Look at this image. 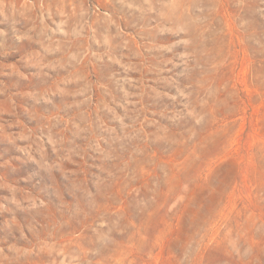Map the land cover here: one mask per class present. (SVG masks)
<instances>
[{
	"label": "rangeland",
	"instance_id": "rangeland-1",
	"mask_svg": "<svg viewBox=\"0 0 264 264\" xmlns=\"http://www.w3.org/2000/svg\"><path fill=\"white\" fill-rule=\"evenodd\" d=\"M0 264H264V0H0Z\"/></svg>",
	"mask_w": 264,
	"mask_h": 264
}]
</instances>
